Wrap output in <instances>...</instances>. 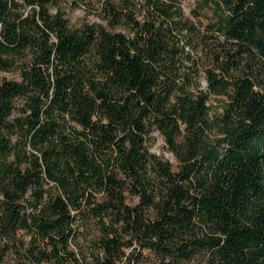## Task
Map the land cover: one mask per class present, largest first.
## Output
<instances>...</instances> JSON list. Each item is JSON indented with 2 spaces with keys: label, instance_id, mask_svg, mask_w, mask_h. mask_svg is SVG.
<instances>
[{
  "label": "trees",
  "instance_id": "1",
  "mask_svg": "<svg viewBox=\"0 0 264 264\" xmlns=\"http://www.w3.org/2000/svg\"><path fill=\"white\" fill-rule=\"evenodd\" d=\"M54 1L0 0V264H264V0Z\"/></svg>",
  "mask_w": 264,
  "mask_h": 264
},
{
  "label": "rangeland",
  "instance_id": "2",
  "mask_svg": "<svg viewBox=\"0 0 264 264\" xmlns=\"http://www.w3.org/2000/svg\"><path fill=\"white\" fill-rule=\"evenodd\" d=\"M104 0H55L51 3L50 8L53 13H58L63 11L65 13L66 18L69 21L71 28H80L85 23H104L105 21L101 18V7ZM185 12L188 16L192 15V12L197 9V0H184ZM117 30L123 31L128 35L131 33L122 28L118 27ZM1 78H8V79H20V71L19 69L15 68L11 71H4L0 73ZM201 83L204 88L207 87V81L205 76L203 75L201 78ZM212 113L221 111V107L223 104L222 97H218L214 94H211L210 101ZM152 136L155 139V143L150 144V150L163 158L164 160L169 161L173 167L176 169L178 167V162L175 159V156L172 151H170L168 145L166 144L165 138L158 132L155 131L152 133ZM128 201L130 203H135L137 198L134 196L129 195ZM85 237L88 235L89 231L84 229ZM19 239H24L27 241L29 237L21 233ZM130 239V236H128ZM4 241L2 240L0 245H4ZM15 248H21L19 245H15L8 251V253L4 256L3 264H18V257L19 253L15 250ZM73 249L78 253V256L85 257L86 254L91 253L92 246L86 243L85 239L79 240V246L73 245ZM127 255L135 253L137 258L133 263L134 264H165L163 263L159 256L148 248H142L139 242H134L132 246L126 247ZM138 260V262H137ZM90 261V260H89ZM83 264H91L90 262L86 263L85 261ZM181 264H205L199 257H196L190 261L182 262Z\"/></svg>",
  "mask_w": 264,
  "mask_h": 264
}]
</instances>
